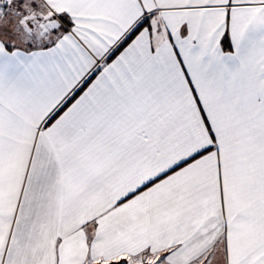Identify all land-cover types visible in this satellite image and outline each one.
Wrapping results in <instances>:
<instances>
[{
	"label": "snow or ice",
	"instance_id": "snow-or-ice-1",
	"mask_svg": "<svg viewBox=\"0 0 264 264\" xmlns=\"http://www.w3.org/2000/svg\"><path fill=\"white\" fill-rule=\"evenodd\" d=\"M0 264H264V0H0Z\"/></svg>",
	"mask_w": 264,
	"mask_h": 264
}]
</instances>
